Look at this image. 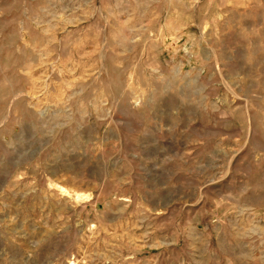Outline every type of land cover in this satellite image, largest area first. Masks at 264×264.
<instances>
[{
	"label": "rangeland",
	"instance_id": "obj_1",
	"mask_svg": "<svg viewBox=\"0 0 264 264\" xmlns=\"http://www.w3.org/2000/svg\"><path fill=\"white\" fill-rule=\"evenodd\" d=\"M0 264H264V0H0Z\"/></svg>",
	"mask_w": 264,
	"mask_h": 264
},
{
	"label": "bare ground",
	"instance_id": "obj_2",
	"mask_svg": "<svg viewBox=\"0 0 264 264\" xmlns=\"http://www.w3.org/2000/svg\"><path fill=\"white\" fill-rule=\"evenodd\" d=\"M63 193H65V191H62ZM80 196V195H79ZM84 196V198L83 197H80V198H82V200H87V199H89V196H87V195H83ZM75 198H78V197H75ZM76 201H79V200H76ZM81 201V200H80Z\"/></svg>",
	"mask_w": 264,
	"mask_h": 264
}]
</instances>
